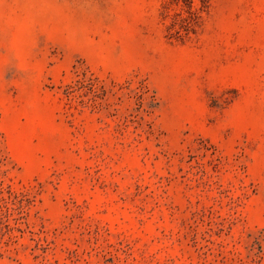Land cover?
Here are the masks:
<instances>
[{
  "label": "rangeland",
  "instance_id": "1",
  "mask_svg": "<svg viewBox=\"0 0 264 264\" xmlns=\"http://www.w3.org/2000/svg\"><path fill=\"white\" fill-rule=\"evenodd\" d=\"M0 264H264V0H0Z\"/></svg>",
  "mask_w": 264,
  "mask_h": 264
}]
</instances>
